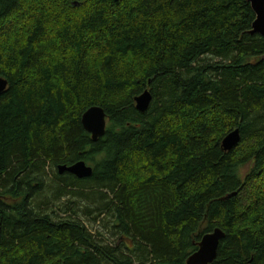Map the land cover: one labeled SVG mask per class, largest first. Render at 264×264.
<instances>
[{
  "label": "trees",
  "instance_id": "trees-1",
  "mask_svg": "<svg viewBox=\"0 0 264 264\" xmlns=\"http://www.w3.org/2000/svg\"><path fill=\"white\" fill-rule=\"evenodd\" d=\"M254 18L247 0H0V264H186L217 227L211 264H264ZM79 159L90 177L58 173Z\"/></svg>",
  "mask_w": 264,
  "mask_h": 264
},
{
  "label": "water",
  "instance_id": "water-1",
  "mask_svg": "<svg viewBox=\"0 0 264 264\" xmlns=\"http://www.w3.org/2000/svg\"><path fill=\"white\" fill-rule=\"evenodd\" d=\"M255 14L249 33L259 34L264 37V0H247ZM8 86L6 78L0 76V94ZM152 95L148 89H145L135 97V107L137 110L144 112L151 101ZM81 122L85 130L90 134L91 139L96 141L106 132L107 115L101 106H91L83 114ZM240 141V130L238 127L229 131L222 139L221 146L225 151L233 149ZM59 174L64 172L70 173L77 178H88L93 172V166L85 160L79 159L71 164H60L57 166ZM236 195V192L230 193L226 198ZM225 233L220 228H215L211 232L205 233L198 242L197 249L191 253L186 264H211L217 255V249L220 240Z\"/></svg>",
  "mask_w": 264,
  "mask_h": 264
},
{
  "label": "rangeland",
  "instance_id": "rangeland-1",
  "mask_svg": "<svg viewBox=\"0 0 264 264\" xmlns=\"http://www.w3.org/2000/svg\"><path fill=\"white\" fill-rule=\"evenodd\" d=\"M251 167H252V162L249 163V164H247V165H245V166L241 169L242 175H243V176H246V174H248V172L250 171Z\"/></svg>",
  "mask_w": 264,
  "mask_h": 264
},
{
  "label": "bare ground",
  "instance_id": "bare-ground-1",
  "mask_svg": "<svg viewBox=\"0 0 264 264\" xmlns=\"http://www.w3.org/2000/svg\"><path fill=\"white\" fill-rule=\"evenodd\" d=\"M27 6V5H26ZM24 8V7H23Z\"/></svg>",
  "mask_w": 264,
  "mask_h": 264
}]
</instances>
